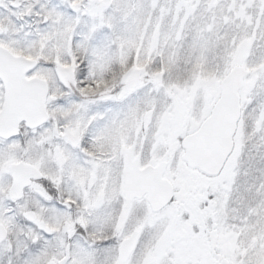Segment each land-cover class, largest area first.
I'll use <instances>...</instances> for the list:
<instances>
[{
    "label": "snow or ice",
    "instance_id": "1",
    "mask_svg": "<svg viewBox=\"0 0 264 264\" xmlns=\"http://www.w3.org/2000/svg\"><path fill=\"white\" fill-rule=\"evenodd\" d=\"M0 264H264V0H0Z\"/></svg>",
    "mask_w": 264,
    "mask_h": 264
}]
</instances>
